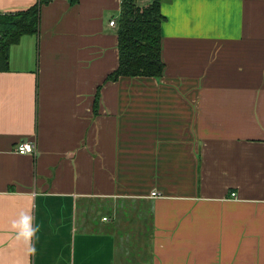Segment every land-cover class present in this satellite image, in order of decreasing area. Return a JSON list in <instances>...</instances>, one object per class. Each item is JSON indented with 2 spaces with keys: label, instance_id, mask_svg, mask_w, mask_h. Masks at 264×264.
<instances>
[{
  "label": "crops",
  "instance_id": "0c3cea01",
  "mask_svg": "<svg viewBox=\"0 0 264 264\" xmlns=\"http://www.w3.org/2000/svg\"><path fill=\"white\" fill-rule=\"evenodd\" d=\"M159 1V76L105 80L121 0H48L10 46L0 264H264V0ZM130 207L149 215L145 257L139 227L119 234Z\"/></svg>",
  "mask_w": 264,
  "mask_h": 264
},
{
  "label": "trees",
  "instance_id": "16d2710c",
  "mask_svg": "<svg viewBox=\"0 0 264 264\" xmlns=\"http://www.w3.org/2000/svg\"><path fill=\"white\" fill-rule=\"evenodd\" d=\"M47 1L36 0L22 9L0 11V69L8 68L9 48L21 35L38 32L40 8ZM163 19L159 0H152L147 5H139L136 0H121L116 20L118 64L105 80H115L121 75H161L164 68L161 56ZM98 96L99 89L95 95L94 108Z\"/></svg>",
  "mask_w": 264,
  "mask_h": 264
},
{
  "label": "rangeland",
  "instance_id": "374dc122",
  "mask_svg": "<svg viewBox=\"0 0 264 264\" xmlns=\"http://www.w3.org/2000/svg\"><path fill=\"white\" fill-rule=\"evenodd\" d=\"M124 204H126V203H124ZM125 208L120 210V213H119L120 217H117L118 222L122 223L119 226V234L125 235V237L123 238V241L124 240L127 241V238H129V236L131 235L129 233L134 232V227H139V232L141 235L140 234L137 235L138 240L134 241L132 243V245L134 247V251H136L138 255L145 257L147 254H149V246H148L149 242L147 241L148 236L150 235V229H151L150 228L149 215L147 214L146 211H144L143 215H141V217H140V211L138 212L137 209L134 210L132 207H130L127 211L129 215H125V213H124ZM145 210H147V209H145ZM125 217H127V218H125ZM130 217H131V219H130ZM130 220H132V221H130ZM127 229H129L130 232H127ZM130 248L131 247H128V249H130Z\"/></svg>",
  "mask_w": 264,
  "mask_h": 264
},
{
  "label": "built area",
  "instance_id": "2783aa9c",
  "mask_svg": "<svg viewBox=\"0 0 264 264\" xmlns=\"http://www.w3.org/2000/svg\"><path fill=\"white\" fill-rule=\"evenodd\" d=\"M109 24L116 25L114 18L109 20ZM15 150L19 153L33 152L35 150V143L30 140H21L15 145ZM232 194H234L232 192ZM151 195H157L156 191H152Z\"/></svg>",
  "mask_w": 264,
  "mask_h": 264
}]
</instances>
